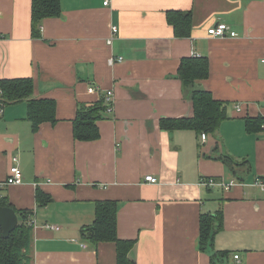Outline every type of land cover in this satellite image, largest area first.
Masks as SVG:
<instances>
[{
    "label": "crops",
    "instance_id": "crops-1",
    "mask_svg": "<svg viewBox=\"0 0 264 264\" xmlns=\"http://www.w3.org/2000/svg\"><path fill=\"white\" fill-rule=\"evenodd\" d=\"M30 7L0 0V80L30 78L31 99L55 102L56 122L35 130L27 101L0 106V198L32 213L30 264H116L114 243L80 235L103 201L117 203V237L133 243V264H264V192L253 186L264 182V130L249 132L244 120L264 117V0H60L38 38ZM169 10L191 11L190 35H174ZM217 23L237 36H208ZM188 57H206L208 77L183 87L177 70ZM195 90L226 104L217 131L161 127L192 116ZM105 91L112 111L101 112L98 139L76 141L78 108ZM13 159L22 182L3 186ZM207 178L235 184L206 187ZM210 217L219 221L202 248L200 222Z\"/></svg>",
    "mask_w": 264,
    "mask_h": 264
},
{
    "label": "trees",
    "instance_id": "trees-1",
    "mask_svg": "<svg viewBox=\"0 0 264 264\" xmlns=\"http://www.w3.org/2000/svg\"><path fill=\"white\" fill-rule=\"evenodd\" d=\"M61 14L60 0H31L30 28L33 38L40 37V26L45 19L58 18ZM168 23L172 26L176 37H185L191 34V11L169 10L166 14ZM208 77V60L206 57L183 58L177 70V78L183 87L192 84L195 80ZM34 82L30 78L1 79L0 80V106L3 104L27 101L28 119L34 130L42 122L55 121V102L51 99H31L34 92ZM192 116L180 119H164L160 121L161 127L186 129L190 128L198 133L214 134L222 121L226 120V104L214 100L208 91L195 90L191 94ZM78 108L73 120V137L76 141L86 142L98 139L99 130L96 122L101 118L105 106L102 100L92 106ZM246 130L249 132L264 130V117H247ZM221 161L232 168L234 162L229 157ZM39 192L36 200L39 206L45 205L49 200L46 196L41 198ZM0 207H11L7 199L0 198ZM117 203L114 201L98 202L95 206L94 221L90 226L80 230L84 241L92 246L99 243H114L116 247V264H133L127 254L132 247L131 241H122L117 237ZM18 223L15 229L4 239L0 228V264H30V240L32 224L30 211H15ZM210 217L200 222V246L203 248L212 242L214 219ZM219 221V219H218ZM227 257V252L219 253ZM213 263V257L211 258Z\"/></svg>",
    "mask_w": 264,
    "mask_h": 264
},
{
    "label": "built area",
    "instance_id": "built-area-1",
    "mask_svg": "<svg viewBox=\"0 0 264 264\" xmlns=\"http://www.w3.org/2000/svg\"><path fill=\"white\" fill-rule=\"evenodd\" d=\"M106 5V3H105ZM116 33V29L112 28V35ZM207 35L210 37H216V38H224V37H230V38H235L237 35L235 32L231 31L230 27L227 26L226 24L223 23H217L215 26L210 27L207 30ZM108 44L111 43V40L109 39ZM119 61L121 60V58L118 59ZM261 62L264 64V57L261 59ZM87 92L89 94H95L98 93L97 89L94 87H89ZM102 102L103 105L105 106V112L107 114L111 113L112 111V103H113V95L111 91H105L104 94L102 95ZM205 135L201 134V139L202 141L205 140ZM14 164L10 167L8 175L4 181V183L2 184L3 186H8V185H19L22 182V172L19 168V166L17 165V159H13ZM145 181L151 184H157V179L154 178L151 175L146 176ZM234 181L225 183L221 180H217V179H213V178H207L202 182V185L206 186V187H219L222 188L224 190H229L232 186H234ZM253 186L258 187L261 191L264 192V182H262L261 180L257 179L256 181H254ZM45 228L48 229H53V230H58L57 227L54 226H50V225H45ZM83 247H85L83 245ZM238 256L235 255L234 256V260H237Z\"/></svg>",
    "mask_w": 264,
    "mask_h": 264
},
{
    "label": "water",
    "instance_id": "water-1",
    "mask_svg": "<svg viewBox=\"0 0 264 264\" xmlns=\"http://www.w3.org/2000/svg\"><path fill=\"white\" fill-rule=\"evenodd\" d=\"M18 223L17 215L11 207H0V228L2 238L6 239Z\"/></svg>",
    "mask_w": 264,
    "mask_h": 264
}]
</instances>
